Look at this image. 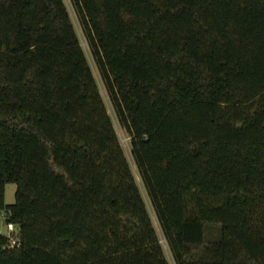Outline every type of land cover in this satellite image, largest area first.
<instances>
[{
    "label": "trees",
    "instance_id": "1",
    "mask_svg": "<svg viewBox=\"0 0 264 264\" xmlns=\"http://www.w3.org/2000/svg\"><path fill=\"white\" fill-rule=\"evenodd\" d=\"M69 1L173 264H264V0ZM1 215L0 264H170L63 0H0Z\"/></svg>",
    "mask_w": 264,
    "mask_h": 264
},
{
    "label": "rangeland",
    "instance_id": "2",
    "mask_svg": "<svg viewBox=\"0 0 264 264\" xmlns=\"http://www.w3.org/2000/svg\"><path fill=\"white\" fill-rule=\"evenodd\" d=\"M67 10H68V13H69V16H70V19L72 21V24L74 26V29L76 31V34L80 40V44H81V47L83 49V51L85 52V55L87 57V60H88V63H89V66L91 68V72L98 84V87H99V92H100V95L104 101V104L106 106V109H107V112L109 114V116L111 117L112 121H113V126L115 128V131H116V134L119 138V141L121 143V146L123 148V151H124V154H125V157L130 165V168H131V171H132V174H133V177L135 179V182L137 183L138 185V188H139V191H140V194L142 196V199L143 201L145 202L146 204V207H147V211H148V214L150 216V219H151V222L153 224V227L159 237V240H160V243L163 247V250H164V253H165V256L167 258V260L169 261L170 264H173L172 262V258H171V255H170V252L168 250V247L165 243V240L163 239L162 237V233H161V230H160V227H159V224L156 220V217L154 215V212L152 210V207L150 205V202L148 200V197L146 195V192L142 186V183H141V180L139 178V175H138V172H137V169L135 167V164L133 162V159H132V156H131V150H130V140L129 138L127 137V135L124 133V131L119 127L117 121H116V118H115V115L113 113V110H112V107H111V104H110V101L108 99V96L104 90V87L102 85V82L100 80V77H99V74L96 70V67L92 61V58L89 54V51L87 49V46H86V43H85V40H84V37L82 35V32L80 30V27H79V24H78V21H77V18H76V15L73 11V8L70 4V1L69 0H63ZM14 192H15V185L14 184H8L5 188V203L6 204H12L14 202ZM8 233V230H7V226L4 222V219H3V215L0 216V234H4L6 235Z\"/></svg>",
    "mask_w": 264,
    "mask_h": 264
},
{
    "label": "built area",
    "instance_id": "3",
    "mask_svg": "<svg viewBox=\"0 0 264 264\" xmlns=\"http://www.w3.org/2000/svg\"><path fill=\"white\" fill-rule=\"evenodd\" d=\"M8 233L6 234L8 236V241L11 247H19L20 243L18 238L15 234V228L12 224H6Z\"/></svg>",
    "mask_w": 264,
    "mask_h": 264
}]
</instances>
